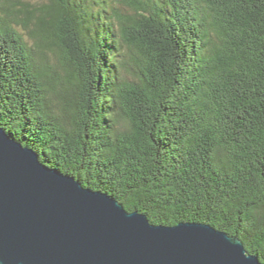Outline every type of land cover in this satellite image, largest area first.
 Returning <instances> with one entry per match:
<instances>
[{
  "label": "trees",
  "instance_id": "16d2710c",
  "mask_svg": "<svg viewBox=\"0 0 264 264\" xmlns=\"http://www.w3.org/2000/svg\"><path fill=\"white\" fill-rule=\"evenodd\" d=\"M0 127L126 211L212 226L264 264V0H0Z\"/></svg>",
  "mask_w": 264,
  "mask_h": 264
},
{
  "label": "water",
  "instance_id": "95a60500",
  "mask_svg": "<svg viewBox=\"0 0 264 264\" xmlns=\"http://www.w3.org/2000/svg\"><path fill=\"white\" fill-rule=\"evenodd\" d=\"M0 264H263L212 226L155 225L0 127Z\"/></svg>",
  "mask_w": 264,
  "mask_h": 264
},
{
  "label": "rangeland",
  "instance_id": "374dc122",
  "mask_svg": "<svg viewBox=\"0 0 264 264\" xmlns=\"http://www.w3.org/2000/svg\"><path fill=\"white\" fill-rule=\"evenodd\" d=\"M22 32H24V31L22 30ZM24 34H25V38L27 39V41L29 42V44L31 46H34L33 45V41L29 38V36L27 35V33L24 32ZM47 54H48V58H49V64H50L49 66H51L53 70L55 69L57 73H60V71H61V66H60V64H61V58H60V54H56L55 55L54 52H52V51H48ZM54 104H55L54 107L56 109L57 108V103H54Z\"/></svg>",
  "mask_w": 264,
  "mask_h": 264
}]
</instances>
